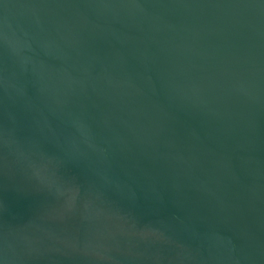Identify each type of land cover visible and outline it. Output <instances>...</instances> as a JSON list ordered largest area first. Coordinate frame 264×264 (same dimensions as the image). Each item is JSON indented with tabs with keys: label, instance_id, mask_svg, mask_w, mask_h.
<instances>
[{
	"label": "water",
	"instance_id": "1",
	"mask_svg": "<svg viewBox=\"0 0 264 264\" xmlns=\"http://www.w3.org/2000/svg\"><path fill=\"white\" fill-rule=\"evenodd\" d=\"M0 264H264V0H0Z\"/></svg>",
	"mask_w": 264,
	"mask_h": 264
}]
</instances>
